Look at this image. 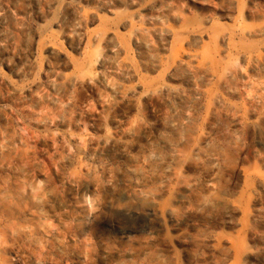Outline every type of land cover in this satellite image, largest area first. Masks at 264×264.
<instances>
[{"label":"rangeland","instance_id":"374dc122","mask_svg":"<svg viewBox=\"0 0 264 264\" xmlns=\"http://www.w3.org/2000/svg\"><path fill=\"white\" fill-rule=\"evenodd\" d=\"M17 1L0 0L14 26L8 42L0 35V194L11 197L0 203V264H140L150 237L163 264H264V194L253 193L264 177V0H81L74 15L68 0ZM107 31L115 48L102 38L77 46L82 33ZM168 88L196 99L202 131L226 107L236 121L242 152L219 175L233 213L203 223L179 207L178 226L166 215L161 228L154 217L116 227L108 204L125 201L106 186H120L127 161L96 156L95 143L129 131L131 143L163 150L156 111ZM173 197L161 194V206L178 207ZM240 250L250 251L243 262Z\"/></svg>","mask_w":264,"mask_h":264},{"label":"bare ground","instance_id":"6f19581e","mask_svg":"<svg viewBox=\"0 0 264 264\" xmlns=\"http://www.w3.org/2000/svg\"><path fill=\"white\" fill-rule=\"evenodd\" d=\"M5 1L7 3L10 2L13 7L16 6L17 0ZM17 2L20 3L19 0ZM79 8H81V0H68L63 4V9L66 12H75ZM73 15H71V18L69 16L66 18H70L69 31L75 34L79 31L80 26L79 18H77V15ZM5 16L3 13L0 14L1 26L2 24L6 25ZM91 17L99 20L96 14H92ZM16 26L21 28V24L20 27L19 25ZM6 27L7 29L1 27L0 31L3 42H8L12 39L11 34H13L12 30H14V26L8 27L6 25ZM140 33L141 29L139 28L133 30L134 35ZM164 33L169 34L168 31ZM85 34L82 33L81 38L78 39L77 46L80 48L85 47L87 40L91 39L96 41L99 38L109 42L112 41L111 48H115L117 45L114 41L116 38L115 33L112 31H107L102 34L98 33L92 36H86L87 34ZM100 43L102 42L100 41ZM96 64H98V61H96ZM92 78H90V81H92ZM65 81L69 85L71 79H66ZM89 83L91 84V82ZM133 91L131 89V92ZM163 91L164 89H162ZM113 93L116 98H123L127 94L119 86L113 87ZM160 93L161 90H157L148 93L147 96L157 97ZM166 93L168 98L160 101V105L156 111L159 116L157 126L160 130L159 133L164 146L163 150L151 152L142 149L138 143H131L129 139L133 138L134 134L129 131L125 132L122 138H113L109 135H104L95 143L94 153L96 156L102 155L112 159L118 158L127 161L125 167L126 175L120 178V186H117L116 182L106 186L108 191L116 196L121 195L125 201L122 203L114 198L108 204L109 214L107 216L111 219L115 218L111 222L116 227L122 226L119 221L126 219L140 221L141 228H145L148 227L145 225L150 222L149 220L154 217L158 219L161 228L163 227L161 220L166 215L170 216L172 221L178 226L179 207L185 210L187 214L198 216L203 223H207L217 216H223L228 220L230 214L233 213L234 209L227 198L228 189L219 184L220 162L225 158H237L242 152L243 145V139L241 140L239 137L238 125L228 113L229 108L226 107L223 111H214L209 119L211 121L209 124L210 128L207 131H202L197 123L196 99L191 97V99L185 100L183 99L184 97H181L180 92L173 88L166 89ZM146 127V124H141L143 134L145 131L147 132ZM140 139L144 142L148 141V137L145 135L140 137ZM165 193L172 197L175 193L173 202L178 204V207L172 204L165 207L161 206L160 197L161 194ZM253 193L255 197L264 194V177H260L257 180ZM91 194L94 197L98 195V191L93 189ZM82 196L80 194V197ZM7 199L11 200V197L0 194L1 204L7 203ZM35 207L37 209L38 205H35ZM41 211L40 213H42ZM257 218H261V221L264 223L263 215ZM250 219L252 220L251 217ZM249 229L250 227L247 230ZM150 238L149 242L145 243V246L140 252L144 257L140 261L146 260L149 264H163L160 260V254L156 249V243ZM258 238L264 240V232H261ZM203 243H206L205 238H200L194 242L195 245ZM128 252L130 254L129 250ZM237 254V260L239 262H243L250 257V251L248 250H240ZM261 260L264 261V256L261 257Z\"/></svg>","mask_w":264,"mask_h":264}]
</instances>
